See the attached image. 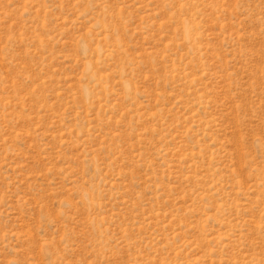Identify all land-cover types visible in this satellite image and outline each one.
I'll list each match as a JSON object with an SVG mask.
<instances>
[{
	"label": "rangeland",
	"instance_id": "1",
	"mask_svg": "<svg viewBox=\"0 0 264 264\" xmlns=\"http://www.w3.org/2000/svg\"><path fill=\"white\" fill-rule=\"evenodd\" d=\"M0 264H264V0H0Z\"/></svg>",
	"mask_w": 264,
	"mask_h": 264
}]
</instances>
